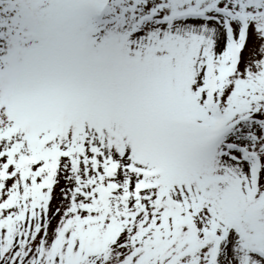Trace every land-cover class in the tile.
I'll return each mask as SVG.
<instances>
[{
    "label": "snow or ice",
    "instance_id": "snow-or-ice-1",
    "mask_svg": "<svg viewBox=\"0 0 264 264\" xmlns=\"http://www.w3.org/2000/svg\"><path fill=\"white\" fill-rule=\"evenodd\" d=\"M0 264H264V0H0Z\"/></svg>",
    "mask_w": 264,
    "mask_h": 264
}]
</instances>
